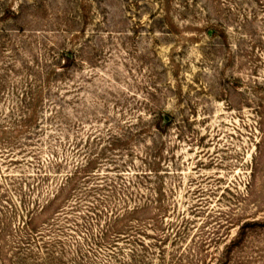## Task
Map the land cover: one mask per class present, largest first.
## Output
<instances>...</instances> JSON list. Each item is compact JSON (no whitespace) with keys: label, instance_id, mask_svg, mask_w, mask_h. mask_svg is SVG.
I'll return each mask as SVG.
<instances>
[{"label":"rangeland","instance_id":"374dc122","mask_svg":"<svg viewBox=\"0 0 264 264\" xmlns=\"http://www.w3.org/2000/svg\"><path fill=\"white\" fill-rule=\"evenodd\" d=\"M0 264H264V0H0Z\"/></svg>","mask_w":264,"mask_h":264}]
</instances>
